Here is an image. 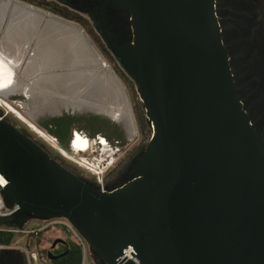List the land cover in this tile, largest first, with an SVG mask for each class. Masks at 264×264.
I'll return each instance as SVG.
<instances>
[{
    "label": "water",
    "instance_id": "obj_1",
    "mask_svg": "<svg viewBox=\"0 0 264 264\" xmlns=\"http://www.w3.org/2000/svg\"><path fill=\"white\" fill-rule=\"evenodd\" d=\"M112 2L129 14V40L103 36L153 132L136 175L115 190L89 185L0 115L4 196L20 206L11 225L65 218L104 264H264V144L238 97L215 0ZM60 22L77 32L65 46L112 73L79 27Z\"/></svg>",
    "mask_w": 264,
    "mask_h": 264
},
{
    "label": "flooded vegetation",
    "instance_id": "obj_2",
    "mask_svg": "<svg viewBox=\"0 0 264 264\" xmlns=\"http://www.w3.org/2000/svg\"><path fill=\"white\" fill-rule=\"evenodd\" d=\"M39 3L49 8L61 9L82 19V23L89 33L91 32L93 35L98 33L102 37L100 45L105 49L111 50L103 36V30H106L109 36L119 44L129 40L131 29L129 14L115 5L112 0H0V33L3 34V39L7 42L6 44L11 42L12 38L20 45L23 42L30 52L27 56L29 61L22 62V59H15L17 54L15 51L12 53V51L16 49H12L10 43L8 44L11 49V56L16 63L2 57L7 72V81L0 93L13 90L19 95H27L28 98L32 99L34 96L36 97L37 93L40 94L36 86L41 83H37V81H44L46 86L51 84L49 87L53 86L54 90L57 89V91L62 90V88L67 91L68 89H75L74 92L81 90V96L77 98L68 94L59 97L63 104H66L62 107H67V109L69 107L72 109L84 108L88 111L111 115L116 120L125 123L130 137L133 138L135 125L128 113V106L123 100L116 98L111 88L112 82H115L113 73L98 71L92 58L84 61L83 59L78 60L80 64L74 59L76 62L72 61L75 65H72L73 69L65 70L64 68L70 66L69 60L66 58L55 60L53 45H45L41 40L35 44L41 55V65L49 68L46 69V76L36 79L37 67L33 77L27 78L26 75L22 78V74L25 75L27 72L25 69L29 67V62L34 65L38 62L36 52L31 49L30 42L33 35L35 38V28L41 24L53 26V22L50 20L53 17L34 8ZM215 9L238 97L264 144V55L261 54L259 48L264 38L262 33L264 32V0H215ZM71 51L78 54V51L74 49ZM31 78H34L33 83L29 82ZM57 91L54 93H58ZM54 97L51 95L49 98ZM72 99L83 102L89 101V105L71 101ZM74 102L78 104L77 107L74 106ZM52 109L58 108L51 104L45 106L44 110ZM50 127L52 128V126ZM139 128L142 134L140 140L143 142L146 137L145 126H139ZM142 142L132 149L128 148L125 152H119L117 158H114L115 161L110 163L103 179L106 190H115L134 178L136 175L135 160L148 146L139 149ZM111 145L120 151L128 143L127 139H119L111 142ZM51 157L54 158L52 155ZM59 163L71 171L68 166L62 162ZM70 167L72 166L70 165ZM71 172L89 185L100 188L95 177H80L73 171ZM58 232L60 235L54 238L52 235H44L35 258L29 256L33 252L28 249L20 250L11 245L3 244L8 247L0 248V264L60 263L74 242L67 234L59 230ZM95 264H104V262L95 256Z\"/></svg>",
    "mask_w": 264,
    "mask_h": 264
},
{
    "label": "rangeland",
    "instance_id": "obj_3",
    "mask_svg": "<svg viewBox=\"0 0 264 264\" xmlns=\"http://www.w3.org/2000/svg\"><path fill=\"white\" fill-rule=\"evenodd\" d=\"M34 8L36 10L41 11L42 13H45V14L57 19V20L73 24V25L80 28V30L84 33V35L86 36V38L88 39L90 44L97 51V53L101 56V58L103 59V61L106 64L107 68L113 73V75L118 79L121 86L123 87L124 92H125L126 97H127V103H128L129 110H130L129 112H131L133 122L135 125V134H134V137L131 138L129 135V132L127 131V126L125 125V123L122 121L116 120L111 115L88 111L87 109H84V108L72 109L71 107H69L67 109V107H65V108L62 107V105H66V104H63L62 100L59 97H61L62 95L64 96V95L68 94L72 97L77 98L78 96H81V93H80L81 90H77V92H74L75 89H73L74 91L70 90V89H68V91H67L66 89L64 90L62 88V90L60 89L57 91V89L54 90L53 86L49 87V85H51L49 83H48L49 85L47 84L48 86H46L44 81H37V83H41V84H37V86H36L37 91H40V94L37 93L36 97L34 96L32 99L28 98L27 95H25V96L19 95L17 92H15V91L13 92V90L1 92L0 93V99L10 103L14 108H16L18 111H20V113L26 119L33 122L39 129H42V128H40L38 126V123L45 122L49 119L62 118L66 114L71 116V117H74L75 119H77L78 117H85L86 115L87 116L100 117L101 119L108 121L110 123V126H120L121 128H123L125 131V136H126L128 145L126 147H124L123 150L120 148L121 149L120 151H117V149L115 150V148H114V154L112 155V157H109L105 153L103 154V151L95 145H93V149H91L89 152L78 153V152L74 151V148L77 147L79 144L84 143L88 140H85V138H82L79 134H77V135H75L76 138L72 139V144L70 146V149L67 150V149L62 147L59 140L53 134L49 133V131H47V130L42 129V131H44L46 134H48L52 138L54 143L60 149H62L66 152L67 156H65L62 153H60L59 150L54 148L52 146V143L50 144V142L41 138L32 129H30L28 127V125H26L21 120H19L14 114L10 113L9 110L6 109V107L1 105V102H0V115L5 117V119L7 121H9L10 123H12L13 125L17 126L21 131H26V132L30 133L32 135V139L35 140L40 145H42V147L44 149H46L48 152L49 151H50V153L52 152V155L55 156L54 158L56 160H58L59 162H62V160H65V162L70 163V165L72 167L68 166V168L71 171H73L74 173H76L78 176H80V177H87V176L94 177L92 175V173L87 171V169L85 167H82V160H84V159L89 160V161H94L95 164H99L101 166L100 167L101 170L103 171V175H105L106 169L109 167V165L112 161H115L119 152H123V151L125 152L128 148L132 149V148L136 147L140 142H142L140 140L142 134L139 130L140 129L139 126H145V135H146V137H145L144 141L142 142L141 147L139 149L145 148L146 145H148L150 140H151L152 133H153L152 128H151L152 125H151L150 119L147 115L146 108L141 101L140 95L138 94V85H137L136 81L128 74L126 69L121 64L120 60L118 58H116V56L113 54V52L111 50H109L108 48L104 50V48L100 45V43L102 41V37L98 33L96 35H93L91 32L89 33L87 28L85 27V25L82 22H77L76 20H70L68 18H65V17L59 15L57 12H55L53 8H49L48 6H44V5L39 3V4L35 5ZM51 29L52 28H50V26H46V24L38 25V27L36 28L35 38L33 35V37H31L30 42L32 45L31 49L35 50V52H36V58H37L38 62L35 65L30 64V62H29V67H27L25 69V72L26 71L27 72L25 75L22 74V78H23V76H26V75H27V78L31 77V76L33 77L35 69L37 67H38V69H36V70H38V71H36L37 76L35 78L39 79L42 76H46V69L48 70L49 68H46L45 65H44V67L41 65V61H42L41 55L39 54L38 47L36 46L38 41L40 42L43 38H44L43 39L44 41H46L47 39H49V40L53 39L54 42L52 43V45H53L54 51L56 52V53L55 52L53 53L56 55L55 60L61 59V58H66V60L67 59L69 60L70 66L66 67L65 70L73 69L72 67L75 66L73 64V62H76V61L73 60L72 58H74V59L77 58L75 56L76 53H72L73 51H71V49H66V47H65L66 44L64 43L66 37H64V35L58 33L57 31H54V30L53 31L55 33L52 31L53 35H51L49 33V30H51ZM262 33L264 34V32H262ZM58 34H60L61 36L58 37ZM3 37H4L3 34L0 33V57H3L5 59H8V60L13 61V62H15V59H17V58L22 59L21 60L22 62H24L25 60L29 61L27 56L30 52H28V47L26 46V44H24L22 42L20 45L18 42H15L16 40L13 41V38H12V41L9 43L13 47L12 49H16V50L12 51V53H14V51H15V53L17 54V57H15V59H14L11 56V49L8 45L9 43L6 44L7 42H5ZM2 41H4V42H2ZM259 48L261 49V54L264 55V38L262 39ZM66 64H68V62H66ZM78 64H80L79 61H78ZM3 66L4 65L0 66V91L2 90V87L4 86L5 82L7 81L6 68H5V66L4 67ZM19 71H20V69H19ZM20 74H21V72H20ZM29 82L33 83L34 78H31L29 80ZM56 88H58V87H56ZM56 91L58 93H54ZM51 95H54L55 97L49 98ZM71 101H78V103L85 104L86 106L89 105V101L83 102L82 100H74V99H72ZM51 104L53 106L57 107L58 109H56V110H53V109L52 110H44L45 106L51 105ZM77 105L78 104H76L74 102V106L77 107ZM31 115L34 118H32ZM75 131H78V132L90 137L91 139L97 138L98 136L104 137L102 134H97V135H94L93 137H91L90 131L83 128V127L81 128L80 126H78V124H75L73 127V133ZM108 143H109V140H108ZM109 146H112L111 142L109 143ZM43 226H44V223L42 221H40L37 218L31 217L28 219V222L24 227L20 228L18 226H15L14 228H17V229H20L23 231H30V230H38V229L42 228ZM45 234L52 235L53 238L60 235L58 230L52 229L50 231L40 232L37 234H26L25 232L0 233V239L2 241H4L5 243H8L9 245L16 247L20 250L28 249L33 253H38L40 245L42 243V240H43ZM91 260H92L91 264H95V255L92 252H91Z\"/></svg>",
    "mask_w": 264,
    "mask_h": 264
},
{
    "label": "trees",
    "instance_id": "obj_4",
    "mask_svg": "<svg viewBox=\"0 0 264 264\" xmlns=\"http://www.w3.org/2000/svg\"><path fill=\"white\" fill-rule=\"evenodd\" d=\"M53 9L55 12H57L59 15L65 18H68L70 20H76L77 22H82V19L72 16L61 9H56V8ZM75 124H78V126H80L81 128L83 127L89 130L91 137L97 134H102L106 139L109 140V142H114L119 139L121 140L126 139L125 131L123 128H121L120 126H110V123L108 121L95 116L86 115L85 117H78L77 119H75L74 117H71L66 114L62 118L49 119L45 122L38 123V126L44 130L49 131V133L53 134L59 140L62 147L68 150L70 149L72 132ZM50 126H52V128H50ZM22 132H24L27 136L32 138V135L30 133L26 131H22ZM40 146L42 147V145ZM50 154L52 155V152ZM62 163L65 166H70V163L65 162V160H62ZM0 243L6 245L8 244L2 241L1 239H0ZM82 263H83L82 248L76 245L75 243H73L72 248L58 264H82Z\"/></svg>",
    "mask_w": 264,
    "mask_h": 264
},
{
    "label": "built area",
    "instance_id": "obj_5",
    "mask_svg": "<svg viewBox=\"0 0 264 264\" xmlns=\"http://www.w3.org/2000/svg\"><path fill=\"white\" fill-rule=\"evenodd\" d=\"M77 134H79L82 138H85V140H88L89 138L88 136L78 131H75L72 134L73 135L72 138L75 137V135ZM98 138H99V141L103 143H107V140L105 138H102V136L101 137L98 136ZM82 163H84V165L86 166L87 171L92 173V175L96 178L97 182L100 185L101 190H106L104 188V183H103V179H104L103 171L98 168V165L95 164L94 161H89L86 159L82 160ZM9 184H10V181L8 177L0 172V233L25 232L26 234H37L40 232H46L52 229H56V230L62 231L63 233L67 234L76 245L82 248V251H83V263L82 264L92 263L90 246L88 242L76 230V228L65 218L40 220L44 223V226L38 230L23 231V230L14 228L15 226H17V224L11 225V223L13 220L18 218V211L20 210V206L18 204H9L6 201L5 196H4V190ZM27 222H28V219L25 225L27 224ZM3 247L7 248L8 246H5L0 243V248H3ZM29 256H32L35 258L36 253H32V255L29 254Z\"/></svg>",
    "mask_w": 264,
    "mask_h": 264
},
{
    "label": "bare ground",
    "instance_id": "obj_6",
    "mask_svg": "<svg viewBox=\"0 0 264 264\" xmlns=\"http://www.w3.org/2000/svg\"><path fill=\"white\" fill-rule=\"evenodd\" d=\"M29 15V14H28ZM30 17V16H29ZM32 17V16H31ZM51 17V16H50ZM23 18V17H22ZM21 18V19H22ZM39 18V17H38ZM30 19V18H29ZM53 23V27L52 25H46V26H50V28H52L51 30H49V33L51 35H53L52 31H57L58 33L62 34V35H69V34H72L70 36H75L77 35V32L73 29V28H70L69 26L65 25V24H62L60 21H58L57 19L53 18V19H50ZM39 22V21H38ZM37 22V23H38ZM43 22V21H42ZM49 23V22H47ZM35 28V27H34ZM37 28V27H36ZM36 28H35V31H36ZM57 28V29H56ZM53 31V32H54ZM69 31V32H68ZM55 33V32H54ZM58 34V37H60L61 35ZM79 35V34H78ZM80 38V37H79ZM44 39V38H43ZM42 39V41H44ZM54 41L53 39L49 40L47 39L46 41L43 42V44H52ZM66 49H70L68 46H65ZM73 50V49H71ZM71 52V51H70ZM71 54V53H70ZM75 56L77 57L76 60H82L78 57V54H75ZM74 60V58H72ZM85 60V59H84ZM83 60V61H84ZM93 60V59H92ZM5 61V60H4ZM86 62V61H85ZM0 64L1 65H5L3 62H2V57H0ZM0 65V66H1ZM4 67V66H3ZM15 68V67H14ZM15 70V69H14ZM102 72V71H101ZM114 79V78H113ZM115 81V80H114ZM95 84V83H94ZM112 91L114 93V95L116 96V98L119 100H123V102L126 103V105L128 106V103L127 101L125 100V98L122 96V93L121 91L119 90L118 86H117V83L116 81L113 83L112 82ZM0 102L1 104L6 107L7 110H9L10 113L14 114L19 120H21L23 123H25L26 125H28V127L30 129H32L36 134H38L41 138L45 139L46 141L50 142V144L52 143V146L54 148H56L57 150L60 151V153H62L63 155L67 156L66 152L62 149H60L55 143L54 141L52 140V138L46 134L44 131H42V129H39L33 122L29 121L28 119H26L21 113L20 111H18L16 108H14L10 103H8L7 101H4L2 99H0ZM129 106H128V113L130 114L131 118H132V115H131V112H129ZM92 112H95V111H92ZM98 113V112H96ZM133 120V118H132ZM73 139H75V137H73ZM79 140V139H78ZM92 149V144L89 142V141H86L84 143H81L79 144L77 147L74 148V151L78 152V153H82V152H89L90 150ZM104 154V153H103ZM82 167H85L86 166L82 163Z\"/></svg>",
    "mask_w": 264,
    "mask_h": 264
},
{
    "label": "clouds",
    "instance_id": "obj_7",
    "mask_svg": "<svg viewBox=\"0 0 264 264\" xmlns=\"http://www.w3.org/2000/svg\"><path fill=\"white\" fill-rule=\"evenodd\" d=\"M102 138H105V137H102ZM106 139V138H105ZM107 140V139H106ZM72 141V140H71ZM88 141L92 144V149H93V145L99 147L103 153H105L106 155H108L109 157H112V155L114 154V147L112 146H109V143H108V140H107V143H103L101 141H99V138H93L91 139L90 137L88 138ZM116 150V148H115ZM108 152V153H107ZM98 165V168L101 169L100 165ZM107 170V169H106ZM106 172V171H105Z\"/></svg>",
    "mask_w": 264,
    "mask_h": 264
}]
</instances>
